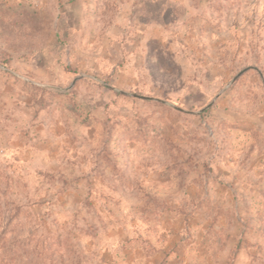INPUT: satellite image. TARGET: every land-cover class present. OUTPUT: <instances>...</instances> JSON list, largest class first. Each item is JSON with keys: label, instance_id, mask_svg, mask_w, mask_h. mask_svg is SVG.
Wrapping results in <instances>:
<instances>
[{"label": "rangeland", "instance_id": "rangeland-1", "mask_svg": "<svg viewBox=\"0 0 264 264\" xmlns=\"http://www.w3.org/2000/svg\"><path fill=\"white\" fill-rule=\"evenodd\" d=\"M0 264H264V0H0Z\"/></svg>", "mask_w": 264, "mask_h": 264}, {"label": "trees", "instance_id": "trees-1", "mask_svg": "<svg viewBox=\"0 0 264 264\" xmlns=\"http://www.w3.org/2000/svg\"><path fill=\"white\" fill-rule=\"evenodd\" d=\"M5 67V66H4ZM26 86H29L30 88H34L33 86L24 83ZM52 97H62L65 98V107L72 113H74L78 119L81 121L82 124L91 125L93 121V114L96 110V107L93 105H88L85 103H82L78 100L77 96L73 92H68L66 94H51ZM49 101V102H48ZM47 102H42V109L49 106L48 103H50V100ZM44 103V104H43Z\"/></svg>", "mask_w": 264, "mask_h": 264}, {"label": "water", "instance_id": "water-1", "mask_svg": "<svg viewBox=\"0 0 264 264\" xmlns=\"http://www.w3.org/2000/svg\"><path fill=\"white\" fill-rule=\"evenodd\" d=\"M5 71H7V72H9V73H11V74H13V75H15L16 77H19V78H21V79H23V80H26L25 78L16 75L15 73L11 72L10 70H5ZM245 72H246V70L243 71V72H241V73H239V74L234 78V80H233L232 83H235L236 81H238L239 78H240ZM26 81H28L29 83H32V84H36V83H34V82H32V81H29V80H26ZM133 97H134V98H137V99H141V100H149V101H153V100H155V99H152V98H147V97H142V96H136V95H133ZM181 111H182V110H181Z\"/></svg>", "mask_w": 264, "mask_h": 264}]
</instances>
